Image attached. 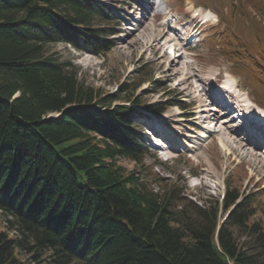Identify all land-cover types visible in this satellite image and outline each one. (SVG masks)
Returning a JSON list of instances; mask_svg holds the SVG:
<instances>
[{
  "label": "trees",
  "instance_id": "1",
  "mask_svg": "<svg viewBox=\"0 0 264 264\" xmlns=\"http://www.w3.org/2000/svg\"><path fill=\"white\" fill-rule=\"evenodd\" d=\"M245 5L264 14V0H239ZM222 8L217 47L225 59L249 57L236 71L247 72L264 105V34L245 44L231 26L236 9ZM108 17L97 0H0V210L17 230L0 234V264H28V252L35 264H264V224L255 218L264 187L237 203L240 192L229 188L221 206L193 200L182 175L142 165L151 154L134 110L48 53L51 43L80 47L81 37L93 53L111 49L96 24Z\"/></svg>",
  "mask_w": 264,
  "mask_h": 264
},
{
  "label": "rangeland",
  "instance_id": "2",
  "mask_svg": "<svg viewBox=\"0 0 264 264\" xmlns=\"http://www.w3.org/2000/svg\"><path fill=\"white\" fill-rule=\"evenodd\" d=\"M98 1L106 6L108 15L112 16L111 19L108 17L104 20H97L96 24L105 28L104 30L107 32L105 35L98 36V39H111L114 43L111 49L94 54L88 51L85 45L82 47L83 38L79 41L80 48L62 42L51 43L46 47L48 53L54 54L63 61H71L75 64L79 71V80L86 85L100 87L103 93L118 98L113 104L128 105L134 100L141 101L139 106L141 114L133 117L132 121L140 136L139 139L152 155V157L149 155L142 165H152L153 172L158 176L179 180L173 175H182L180 183H185L189 189L190 197L200 204L211 205L220 200L223 180L227 189L235 188L244 195L254 191L257 186H263L264 167L262 165L243 156L239 151L229 156L226 154V149L223 150L222 144L219 142L220 134L212 133L214 128L220 130L219 123L212 120L214 122L210 121L211 123L194 125V127L191 123H187L190 129L188 134L192 136L187 139L172 131L177 126L173 120H167L162 116L168 112H178L176 118H184L190 122L188 118L191 116H188L198 115L197 110L204 102L202 100L206 99L205 95L201 96L202 90L205 89L206 93H209L211 86L218 83V76L222 80L223 72L240 75V89L247 95L248 90H252L251 86L247 85V75L245 72H236V69L243 68L249 57H245L242 53V60L231 61L221 55L217 44L220 42L219 35L223 31H221L222 27L218 25L217 14L223 10V5L226 6V11L227 8L236 9L231 26L232 29H236L238 36L243 38L245 44L250 43L251 34L256 32L264 34V14H254L252 12L254 10L248 5L240 7L239 0H191L196 5L202 6V14L197 18L193 17L194 13L188 5L186 6L188 0ZM206 14H209L210 21L199 28L201 24L199 19H202ZM144 15L150 16L151 19L142 24L141 31L131 34ZM162 23L170 27L164 29ZM258 26H262V30L258 31ZM159 30H163V39L161 44L156 45L154 37ZM83 32L90 35L89 31ZM197 39L200 42L196 45ZM186 47L189 48L187 51L184 50ZM165 51H168L169 55L176 52L175 58L182 54L178 66L180 75L176 78H172L170 72L167 74L163 72L167 63L162 67L159 58ZM189 68H195V71L189 70ZM192 73H194L193 76ZM184 76L188 77L187 81L181 80ZM179 82H182V85L175 90L176 84ZM184 89L186 90L184 91ZM155 109L164 111L160 112ZM146 115L153 123H157L160 127L162 125L164 133L159 128H156V133L163 136L166 139L164 141L171 143L173 141L171 132L175 135V142L178 145L167 151L169 159L159 153L155 144L150 146V141L143 137L147 135V128L143 124V117ZM218 115L221 114L218 113ZM50 116L57 117V114L53 112L50 113ZM228 118L236 120L231 116ZM236 124L237 122H234L237 132H241V138L249 139L244 137L240 126ZM204 129H211V132L206 133L202 158L195 156L186 147L189 141H198V136L205 133ZM152 139L151 136L150 140ZM249 147L252 148V146ZM255 152L264 156L261 148ZM118 163L127 170H132L137 164L128 159H120ZM142 165L137 167L141 169ZM209 172H211L210 175ZM192 175L198 176V179L193 178ZM149 183L155 192L161 190V183L152 179L149 180ZM222 216L224 218L226 213ZM255 218L264 224V211L258 212ZM12 220V216L4 214L0 210V234L5 232L12 237L17 233L15 226L11 228ZM32 255L33 252L22 253L23 259L28 264L36 263Z\"/></svg>",
  "mask_w": 264,
  "mask_h": 264
},
{
  "label": "bare ground",
  "instance_id": "3",
  "mask_svg": "<svg viewBox=\"0 0 264 264\" xmlns=\"http://www.w3.org/2000/svg\"><path fill=\"white\" fill-rule=\"evenodd\" d=\"M195 6V5H193ZM156 15V13H155ZM154 15V16H155ZM149 19H151V17L144 15V17L142 18V20L139 22V24L133 29V32H131V34H135L136 32L141 31V27L142 24L145 23V21L147 22ZM161 24V23H160ZM159 24V25H160ZM163 24V23H162ZM164 25V24H163ZM170 26H166L164 25V29L165 28H169ZM130 34V35H131ZM175 36L177 35L176 33L174 34ZM163 39V30H159L157 35L154 37V40L156 41V45H158L161 40ZM175 40V39H173ZM161 44V43H160ZM175 53L172 55L168 53V51H165L163 53V55L159 58L160 59V64L163 67L165 63H167V65L163 68V72L164 73H172L171 77L172 78H176L180 75V70H178V66L180 63V59L182 57V54H179L177 58H175ZM179 59V60H178ZM193 70L195 71V68H189V70ZM189 73H191V71H189ZM194 75V73H192V76ZM191 76V77H192ZM169 80V79H168ZM181 80H188V77L184 76L182 77ZM182 85V82H179L176 84L175 90H177L179 88V86ZM186 89H184L185 91ZM205 91V89H204ZM202 90V94L201 96L205 95L204 97H206V99H203L202 101H204L203 103L200 104L199 108H198V115L197 119H199V122H201L202 124H207V123H211L217 122V124L219 123L220 126V130L218 131V129L214 128L212 133H217L220 134L219 137H221L219 140V142L222 144V148L223 150L226 149V154H228L229 156L232 155L234 152L239 151L243 156H247L248 158H251L252 161L257 162L259 165H262V167H264V156L259 155V153L255 152V150L260 149L259 146L257 144H254L251 142V140L249 139H244L241 138V132H237V127L234 126V122H236L237 120H233L231 118H228L231 116V114L229 112L226 113H222L220 116L218 115V110L216 108H212L211 105H213L212 102L213 101V96L209 97L208 93H206V91L204 92ZM207 94V96H206ZM200 96V95H198ZM179 114L177 113H167L165 115L162 116V118H165L167 120H173L175 122V124L177 125L175 128L172 129V131L178 133L179 136H184L185 138H190L192 137L189 133L190 129L187 126V123L190 124V122L186 121V119L184 118H176V115ZM226 120H223V119ZM214 120V121H212ZM211 121V122H210ZM205 133H201L198 136V141L196 142H192L189 141V143L187 144V147L189 151L193 152V154L197 157H202L203 158V147H204V142L206 141V137L207 134L206 133H210L211 129H204ZM203 132V130H202ZM172 133V137L173 141L171 142L172 144L170 145L171 147H175L176 142H175V135ZM177 135V134H176ZM194 137V136H193ZM178 139V137H177ZM183 139V138H182ZM166 143V141H164ZM254 145V147H253ZM249 146H252V148H250ZM250 161V160H249ZM211 174V172H209V175Z\"/></svg>",
  "mask_w": 264,
  "mask_h": 264
}]
</instances>
